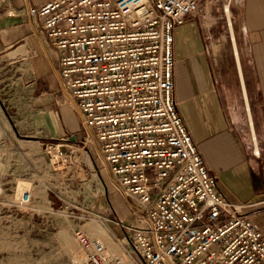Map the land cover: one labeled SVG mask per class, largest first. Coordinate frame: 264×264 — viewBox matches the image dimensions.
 <instances>
[{
    "label": "built area",
    "instance_id": "obj_1",
    "mask_svg": "<svg viewBox=\"0 0 264 264\" xmlns=\"http://www.w3.org/2000/svg\"><path fill=\"white\" fill-rule=\"evenodd\" d=\"M203 1L45 0L26 11L59 52L83 140L146 220L120 225L127 240L112 239L116 254L76 230L89 264H264V235L244 204L217 191L175 107L173 31ZM49 154L67 166L75 152ZM29 200L22 191L19 202Z\"/></svg>",
    "mask_w": 264,
    "mask_h": 264
},
{
    "label": "crops",
    "instance_id": "obj_2",
    "mask_svg": "<svg viewBox=\"0 0 264 264\" xmlns=\"http://www.w3.org/2000/svg\"><path fill=\"white\" fill-rule=\"evenodd\" d=\"M44 1L0 0V124L12 102L18 137L31 143L73 141L81 118L57 73L59 52L39 32L40 22L26 12ZM232 8L243 22L238 32L228 25L227 44L224 35L217 39L215 67L197 17L188 15L175 27L173 97L217 191L230 202L244 204V213L264 235V0H240ZM10 50L21 52L18 60L7 57ZM7 140L10 134L0 132V150L7 152V162L13 155L38 156L37 151L13 152ZM76 153L74 157L82 156ZM91 153L107 172L99 153ZM10 170L16 183L20 176ZM129 198L126 208L115 209L121 223L145 227L141 205ZM115 225L110 226L112 235L126 241L125 231Z\"/></svg>",
    "mask_w": 264,
    "mask_h": 264
},
{
    "label": "rangeland",
    "instance_id": "obj_3",
    "mask_svg": "<svg viewBox=\"0 0 264 264\" xmlns=\"http://www.w3.org/2000/svg\"><path fill=\"white\" fill-rule=\"evenodd\" d=\"M228 1L204 0L195 15L209 45L212 67H215L213 46L217 39L224 35L226 44L228 42V21L237 32L243 22L232 8L240 1L229 2L230 16L226 17L224 7ZM11 50L7 57L18 60L21 52ZM10 84L7 79V87ZM13 111L9 102L7 118L2 119L4 125L0 124V132L5 130L10 134L7 147L13 152L17 149L37 151L38 156L13 155L7 162V152L0 150V264H89L73 237L78 229L103 238L108 252L119 253L112 243L117 237L112 235L110 226L123 224L115 209L126 208L125 198L129 196L114 184L108 170L106 172L93 156L91 152H98L95 145L83 140L81 128L74 134L73 141L38 139L37 143H31L30 139L16 135L13 120L18 118L13 117ZM3 143L1 141L0 146ZM57 148L82 156L76 155L74 161L65 166L61 161L50 159L49 152ZM7 166L17 170L15 175L18 174L20 180L16 183ZM24 190L30 194L27 204L19 202ZM98 231L102 234L98 235Z\"/></svg>",
    "mask_w": 264,
    "mask_h": 264
},
{
    "label": "bare ground",
    "instance_id": "obj_4",
    "mask_svg": "<svg viewBox=\"0 0 264 264\" xmlns=\"http://www.w3.org/2000/svg\"><path fill=\"white\" fill-rule=\"evenodd\" d=\"M224 9H225V13H226V17L228 18L229 16H230V11H229V9H228V7H227V5H225V7H224ZM230 22L228 21V25H230V27H229V29H230V31H231V23L229 24ZM233 37V36H232ZM216 47V45H214L213 46V48H215ZM69 102H70V105H71V107H73L74 109H75V107H74V105H73V103H72V100H71V98H69ZM99 228V227H98ZM99 230V229H98ZM100 231V230H99ZM98 231V232H99ZM97 234V233H96ZM100 234H102V233H100L99 232V234L98 235H100ZM107 237V236H106Z\"/></svg>",
    "mask_w": 264,
    "mask_h": 264
},
{
    "label": "water",
    "instance_id": "obj_5",
    "mask_svg": "<svg viewBox=\"0 0 264 264\" xmlns=\"http://www.w3.org/2000/svg\"><path fill=\"white\" fill-rule=\"evenodd\" d=\"M0 105H1V107H2V104H1V102H0Z\"/></svg>",
    "mask_w": 264,
    "mask_h": 264
}]
</instances>
